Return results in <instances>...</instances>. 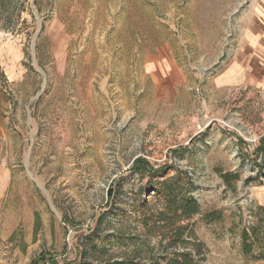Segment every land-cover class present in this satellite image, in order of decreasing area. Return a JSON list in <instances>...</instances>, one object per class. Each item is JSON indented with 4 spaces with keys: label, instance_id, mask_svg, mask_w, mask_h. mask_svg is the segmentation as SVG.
<instances>
[{
    "label": "rangeland",
    "instance_id": "rangeland-1",
    "mask_svg": "<svg viewBox=\"0 0 264 264\" xmlns=\"http://www.w3.org/2000/svg\"><path fill=\"white\" fill-rule=\"evenodd\" d=\"M13 2L0 14V264H165L194 241L204 264H264L240 241L264 209V86L239 74L253 1ZM186 177L200 214L156 223L171 214L163 183Z\"/></svg>",
    "mask_w": 264,
    "mask_h": 264
},
{
    "label": "trees",
    "instance_id": "trees-1",
    "mask_svg": "<svg viewBox=\"0 0 264 264\" xmlns=\"http://www.w3.org/2000/svg\"><path fill=\"white\" fill-rule=\"evenodd\" d=\"M13 0H0V14L5 13L6 10L12 5ZM144 161L136 160L134 162L132 170L140 173V165ZM146 164V162L144 163ZM222 180L225 185L231 187V182L237 180L238 176L233 174L222 175ZM170 183H163L162 190L160 192L159 201H166L171 207V214L169 211L168 217L163 213V211L156 212V223L166 224L170 218L186 220L190 217L200 214V206L198 202L191 195V191L194 188L191 178L186 177L183 185L175 184L174 187L169 186ZM113 198V191L110 193L109 200ZM173 206V207H172ZM258 214L260 221L258 225L250 227L248 230H241L240 241L243 254L245 256H255L264 262V209L259 208ZM172 215V216H170ZM202 218L207 221V223H215L222 219L220 211H213L202 215ZM176 242H185L181 230L176 231ZM187 237L193 238L195 240V234L192 229H189V235ZM194 249V254L190 251H175L168 258L165 259V264H204L203 258L200 259L202 255V249L199 243H190ZM255 248H257L258 254L255 255Z\"/></svg>",
    "mask_w": 264,
    "mask_h": 264
},
{
    "label": "crops",
    "instance_id": "crops-1",
    "mask_svg": "<svg viewBox=\"0 0 264 264\" xmlns=\"http://www.w3.org/2000/svg\"><path fill=\"white\" fill-rule=\"evenodd\" d=\"M250 22L244 26V43L246 51L245 71L239 70L243 78L255 77L261 79L264 86V0H252ZM249 69L253 71H248ZM254 74H251V73ZM254 75V76H253Z\"/></svg>",
    "mask_w": 264,
    "mask_h": 264
}]
</instances>
